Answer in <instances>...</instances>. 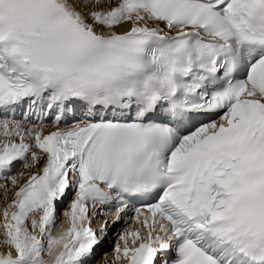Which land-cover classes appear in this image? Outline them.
<instances>
[{"label": "snow or ice", "instance_id": "obj_1", "mask_svg": "<svg viewBox=\"0 0 264 264\" xmlns=\"http://www.w3.org/2000/svg\"><path fill=\"white\" fill-rule=\"evenodd\" d=\"M0 180V264H264V0H0Z\"/></svg>", "mask_w": 264, "mask_h": 264}, {"label": "rangeland", "instance_id": "obj_2", "mask_svg": "<svg viewBox=\"0 0 264 264\" xmlns=\"http://www.w3.org/2000/svg\"><path fill=\"white\" fill-rule=\"evenodd\" d=\"M20 170H22V169H20ZM0 183H4L3 180H0ZM9 193L12 194L11 192H9ZM1 195H4L3 189H0V196ZM70 198H71L70 196L68 198H66L65 201H64V203L66 202V204H61L58 207V211H57V214H56V227H59L60 221L63 219V213L62 212L65 210V208H67V205H68L67 203H68ZM96 219H98L96 221V223L100 221L99 217H97ZM57 220H59V221H57ZM109 220H111V219H109ZM97 228H99V225H97ZM120 231H123V227H121V226L113 225V226L109 227L107 237L104 238V240H105L104 244L105 245L102 247V250H100V252L98 253V257H97L98 260L101 261V264H104V261L102 259H100L99 254H101L103 252H108L109 254L111 253V250H112L115 242L118 239V232H120ZM106 244H108V248H107ZM109 263L111 264V254L109 255Z\"/></svg>", "mask_w": 264, "mask_h": 264}, {"label": "bare ground", "instance_id": "obj_3", "mask_svg": "<svg viewBox=\"0 0 264 264\" xmlns=\"http://www.w3.org/2000/svg\"><path fill=\"white\" fill-rule=\"evenodd\" d=\"M4 182V181H3ZM11 198H12V194H8V201L7 202H10V200H11ZM5 203H6V201H5V199H4V195H1L0 196V208H2L4 205H5ZM63 204H66V202L65 203H63ZM68 204V203H67ZM63 207V206H62ZM66 209V208H65ZM63 213V212H62ZM59 215V214H58ZM109 218V217H108ZM64 220H65V218H64V216H63V219L60 221V224H59V227H56V224L54 225V227H53V234H56L58 231H59V229H60V226H61V224H62V222H64ZM98 219H94L93 221H92V227L95 229V227L97 226V225H99L100 226V223L102 222L101 221V219H100V221L99 222H97L96 223V221H97ZM57 221H59V220H57ZM120 224H121V226L123 227L124 226V223L123 222H121V223H117L116 225H119L120 226ZM58 226V225H57ZM102 245L104 246L105 244H104V241H103V243H102ZM107 245V248H108V244H106ZM101 248H102V246H101ZM100 248V249H101ZM100 249H99V252H100ZM102 250V249H101ZM99 252H97V253H99ZM111 254V253H110ZM109 254V255H110ZM47 258V257H46ZM98 262H99V264H101V261L100 260H98ZM110 264V263H109Z\"/></svg>", "mask_w": 264, "mask_h": 264}]
</instances>
